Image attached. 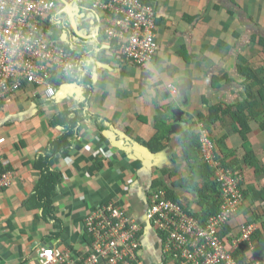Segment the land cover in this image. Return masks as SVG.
<instances>
[{"label": "crops", "instance_id": "0c3cea01", "mask_svg": "<svg viewBox=\"0 0 264 264\" xmlns=\"http://www.w3.org/2000/svg\"><path fill=\"white\" fill-rule=\"evenodd\" d=\"M94 1L60 0L59 4L58 36L77 53V76L59 80L58 93L52 98L44 89L31 88L0 109V139L5 138L0 142V160L13 176L11 186L0 189V264H34L37 250L46 245L85 250L86 216L111 201L119 202L144 226L141 264H169L163 243L147 220L153 186L163 175L193 212L199 209V199L194 190L177 184L192 174L183 156L181 135L170 132L166 148L154 152L158 153L154 157L142 144L157 133V118L172 126L173 110L183 111L184 128H189V115L197 117L215 103L242 100L239 56L245 54L255 63L261 60L247 40L233 42L228 15L229 9L235 10L247 22L251 16L244 9L253 6L259 21L264 12L260 0H152L160 51L144 65L112 48L100 30L102 12ZM251 26L247 23L244 28L248 38L255 33ZM64 109H79L85 119L69 154L55 159L53 168L63 172L55 207L64 224L57 228L54 220L46 221L37 201L29 199L40 179L35 162L62 133L61 127H51L48 121ZM263 113L261 106L253 111ZM212 130L226 162L243 160L252 152L263 166L258 173L256 167L243 165L246 200L229 225L232 235H240V226L249 220L262 228L264 199L254 200L252 193L264 192V128L253 121L244 140L237 124L228 118ZM99 159L103 167L93 171ZM251 206L256 209L253 215L248 214Z\"/></svg>", "mask_w": 264, "mask_h": 264}, {"label": "built area", "instance_id": "2783aa9c", "mask_svg": "<svg viewBox=\"0 0 264 264\" xmlns=\"http://www.w3.org/2000/svg\"><path fill=\"white\" fill-rule=\"evenodd\" d=\"M60 0H0V103L35 88L52 98L62 79L77 76V53L60 40ZM102 12L100 30L109 42L118 40L119 55L140 65L151 62L160 51L156 7L143 0H95ZM173 93L176 87L171 85ZM202 156L216 170L222 188L218 215L203 224L180 203L156 188L150 196L147 218L167 234L166 252L172 264H264V255H246L239 261L235 252L243 243L255 251V222L240 226L231 241L220 237L245 202L241 182L220 163L215 139L199 124ZM1 138L0 141H4ZM222 158V157H221ZM12 173H0V189L12 184ZM88 239L85 250L44 246L34 264H138L143 224L119 204L111 201L91 210L85 218Z\"/></svg>", "mask_w": 264, "mask_h": 264}, {"label": "trees", "instance_id": "16d2710c", "mask_svg": "<svg viewBox=\"0 0 264 264\" xmlns=\"http://www.w3.org/2000/svg\"><path fill=\"white\" fill-rule=\"evenodd\" d=\"M152 0H143L144 3H151ZM264 0H260L263 3ZM246 7V6H245ZM252 8H245L244 12L249 14L248 20L241 18L235 10H228L229 20L238 18V22L242 24V29L245 30L247 23L252 26L250 29L255 31L250 38V44L261 55V60L255 63L249 59L245 54H241L239 66V73L243 77L244 93L243 99L229 105L215 103L209 105L207 111L201 112L197 117L189 115L188 124L189 128L182 129L181 142L183 143L182 152L192 174L182 177L177 184L180 186L188 187L194 190L199 199V209L194 211L196 218L200 219L203 224L208 222V219L212 216L218 215L222 206V188L221 184L216 180V170L205 160L202 156L201 141L198 125L204 122L205 127L209 130L211 137L214 139L213 126L216 123L221 125L227 123V119L231 118L233 123H236L240 130L241 137L246 140L251 132L253 121L259 123L264 128V113L263 115L253 114L255 108L261 106L264 107V27L263 24L255 20V14L252 13L255 10ZM158 26V18H157ZM242 30V31H243ZM241 30H233V41L236 43L238 39L242 37ZM112 48L117 49L119 53V41H111ZM225 77L223 76V79ZM227 79V78H226ZM85 119L81 110L76 109H64L53 115H51L48 125L54 128L61 127L62 133L57 138H54L49 142L46 148V154L40 156L35 162V168L40 173V179L35 186V192L30 197L29 201H37V206L44 209V218L46 221L54 220V224L57 228L63 227V221L57 215L55 207V199L59 194V186L63 182V172L59 169H54L56 156H67L70 152L71 146L76 141L77 131L80 124ZM157 133L149 140L145 141L146 146L153 152H159L166 148V141L170 138L171 126L165 121L157 118L155 125ZM219 156L220 163L226 168L231 169L234 172V176L243 174V165L256 167L257 172L263 169L259 160H256V156L252 152H248L243 160L235 159L226 162L224 158ZM103 167L102 160L99 159L93 166V171L101 170ZM8 167L3 165L0 160V173H6ZM197 177V178H196ZM244 177V174H243ZM200 178V179H198ZM200 182H203V186H200ZM245 177L243 178L241 185L245 195ZM155 187H165L168 189L169 197L174 200H180L175 189L168 186L163 178V175L156 180ZM254 193V194H253ZM252 195L254 200L264 199V192L261 190H254ZM245 203V202H244ZM30 203H28V206ZM256 212L255 207L251 206L248 214L253 215ZM249 220L247 223H250ZM264 224V223H263ZM84 234L87 239H90L88 232L84 229ZM57 233V232H55ZM61 233V232H59ZM57 233V235H59ZM165 238L166 233H161ZM220 237H227L231 241L233 238H238L239 235H232L230 226L227 225L220 231ZM254 241L256 244L255 251L250 250V246L247 243H243L238 251L235 252V257L242 261L246 255L254 254L255 258L264 255V225L254 235ZM75 252V251H73ZM21 264H27L22 262Z\"/></svg>", "mask_w": 264, "mask_h": 264}, {"label": "clouds", "instance_id": "9594fccd", "mask_svg": "<svg viewBox=\"0 0 264 264\" xmlns=\"http://www.w3.org/2000/svg\"><path fill=\"white\" fill-rule=\"evenodd\" d=\"M69 47V46H68ZM70 48V47H69ZM71 49H73V48H71ZM16 97V96H15ZM14 97V98H15ZM11 99H13V98H11ZM11 99H9V100H11ZM9 100H7V101H4V102H2V103H0V109L1 108H3V105L4 104H6V102H8ZM5 139V138H4ZM5 141V140H4ZM0 142H3V141H0ZM106 157L104 156L103 157V159H105ZM156 188H164V189H166L167 190V196L169 197V192H168V189L167 188H165V187H155V186H153V190L154 189H156ZM153 192V191H152ZM152 194V193H151ZM169 198H171V197H169ZM172 199V198H171ZM174 200V199H173ZM175 201H177V202H180L183 206H184V208H186L187 209V211L188 212H190L191 214H193L194 212L187 206V204L184 202V201H182L181 199L180 200H175ZM149 204H150V201H149ZM148 208H149V206H148ZM147 220H148V222H149V225H151L152 226V228L155 230V232H157V234H158V237L161 239V241H162V243H163V251H164V254H165V257H166V261L169 263V264H172V261H171V257L169 256V254L166 252V243H167V234H166V236H165V238H163V236L161 235V233H163L162 231H160L159 229H157L156 227H155V225H153V223L152 222H150V220L147 218ZM143 233H144V229H143V232H142V235H143ZM88 240V239H87ZM46 246H52V245H46ZM54 246V245H53ZM44 247V246H43ZM57 247V246H56ZM141 248H142V246H141ZM40 249V248H39ZM141 251V250H140ZM139 251V252H140ZM37 252H38V250H37ZM76 252H79V251H76ZM36 258H37V255H36ZM35 263V262H34ZM138 264H141V260H140V253H139V262H138Z\"/></svg>", "mask_w": 264, "mask_h": 264}, {"label": "water", "instance_id": "95a60500", "mask_svg": "<svg viewBox=\"0 0 264 264\" xmlns=\"http://www.w3.org/2000/svg\"><path fill=\"white\" fill-rule=\"evenodd\" d=\"M73 23V26L74 28L76 27L77 25V22L76 20ZM173 115L176 117L172 126H171V132L172 133H177L179 135H181L182 133V129L183 127L186 126L187 122L183 121V111L181 109H176V110H173ZM142 146L145 148V150L147 152H149V154H151L153 157L155 155H158V153H154L152 152L146 145L142 144Z\"/></svg>", "mask_w": 264, "mask_h": 264}, {"label": "rangeland", "instance_id": "374dc122", "mask_svg": "<svg viewBox=\"0 0 264 264\" xmlns=\"http://www.w3.org/2000/svg\"><path fill=\"white\" fill-rule=\"evenodd\" d=\"M228 15H229V14H228ZM228 15H226V18H228ZM259 19H260L259 22L263 24V23H264V12H263V15H262L261 17H259ZM230 23H231L230 26H233V28H232L233 30H234V29H235V30H241V32H242V33H241V34H242V37H241V38L247 40V43L250 44V42H249V41H250V38H248V37H247V34L244 33L245 30L242 29V27H241V25L239 24V22H238L236 19H233V18H232V20H231ZM263 27H264V24H263ZM242 30H243V31H242ZM233 42H234V41H233ZM233 42H231V44H233ZM234 43H235V42H234ZM164 120H165V119H164ZM165 121H166V120H165ZM166 122H167V121H166Z\"/></svg>", "mask_w": 264, "mask_h": 264}]
</instances>
